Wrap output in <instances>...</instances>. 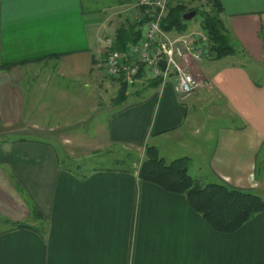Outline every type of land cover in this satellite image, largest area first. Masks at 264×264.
Returning <instances> with one entry per match:
<instances>
[{
    "label": "crops",
    "instance_id": "1",
    "mask_svg": "<svg viewBox=\"0 0 264 264\" xmlns=\"http://www.w3.org/2000/svg\"><path fill=\"white\" fill-rule=\"evenodd\" d=\"M219 1L235 53L188 59L195 91L181 99L171 79L135 81L94 123L59 129L33 112L85 85L111 90L116 81L99 65L104 39L136 26L135 0H0V214L29 225L0 230V264H264V211L221 233L184 195L139 179L134 160L85 172L114 144L137 158L152 145L166 162L187 156L200 185L264 196V80L247 69L264 68V0ZM224 110L238 123L223 124Z\"/></svg>",
    "mask_w": 264,
    "mask_h": 264
},
{
    "label": "trees",
    "instance_id": "2",
    "mask_svg": "<svg viewBox=\"0 0 264 264\" xmlns=\"http://www.w3.org/2000/svg\"><path fill=\"white\" fill-rule=\"evenodd\" d=\"M195 14L200 12L199 25L207 30L210 39L209 48L213 57L234 54L235 48L228 42L225 34V27L219 14L222 6L219 0H208V9L194 8ZM186 10L181 4L167 5L166 12L161 20L160 26L166 31H183L187 27L186 20L181 15ZM137 37L134 25L127 27L120 26L115 31L114 45L118 50H123L126 44L132 42ZM117 97L114 104H120L128 95L125 82L118 78ZM157 82V80H155ZM96 159L99 157L106 161L109 156L111 163L108 165L92 166L85 172L95 169H117L125 168L130 163L132 153L124 151L116 154L110 151H98ZM132 162V160H131ZM137 177L148 183L156 185L166 191L184 195L192 210L200 215L204 222L214 231L230 233L238 229L248 219L255 214L264 211V200L254 192L243 190L226 185L221 181L198 184L187 171L189 158L179 156L170 161H164L152 145H144L142 157L135 161ZM79 168V164L75 165ZM70 171H79L66 168ZM40 218V214L37 213ZM43 218V217H42ZM43 226L40 232L45 230L46 219L43 218ZM9 228L28 227L24 221H9Z\"/></svg>",
    "mask_w": 264,
    "mask_h": 264
},
{
    "label": "built area",
    "instance_id": "3",
    "mask_svg": "<svg viewBox=\"0 0 264 264\" xmlns=\"http://www.w3.org/2000/svg\"><path fill=\"white\" fill-rule=\"evenodd\" d=\"M139 9L134 31L137 37L123 50L112 46L113 38L105 37L107 49L99 58L105 75L122 78L126 89L135 81L157 80V84L172 80V89L179 98L190 95L199 85L189 69L188 59L210 58V39L204 31L175 33L161 28L167 1L135 0Z\"/></svg>",
    "mask_w": 264,
    "mask_h": 264
},
{
    "label": "rangeland",
    "instance_id": "4",
    "mask_svg": "<svg viewBox=\"0 0 264 264\" xmlns=\"http://www.w3.org/2000/svg\"><path fill=\"white\" fill-rule=\"evenodd\" d=\"M94 4L96 5L97 2L95 1ZM198 4L196 5V7ZM208 9V6H207ZM199 20H200V12L198 11L191 19L186 20L185 22L189 26H193L194 29H199ZM198 31V30H196ZM200 31H204L207 33L206 29H202ZM248 69V74L252 76V78H256L257 81H263L264 80V68L259 69L255 68L252 65H247ZM34 75V74H33ZM113 79V78H112ZM116 83H113L112 88L110 91H101L99 87H95L92 85L90 87H87L85 85L84 90H80L77 93H73L75 96L74 99L68 100L67 98L61 99V98H52L49 100L48 105L46 103L43 105V113L47 112L46 114L39 115L37 113H34L31 116V119H36L39 117L44 118L43 121L40 122L42 125H53V126H58L59 129L62 127H68L72 128L73 126L81 125L82 123H94L96 119H99L100 113H108L109 107L113 106V109L117 108L118 106L122 105L123 101L120 104H114V101L117 97V90H118V81L114 79ZM54 81H56L54 79ZM66 81V80H64ZM72 92H76L75 90H71ZM131 93V88L128 91V94ZM45 101V100H43ZM64 101V102H61ZM106 109V110H105ZM223 114L226 116L224 117L223 124L229 125V124H234L238 123V120L234 117L229 116L226 110H224ZM28 117V115H26ZM103 116V115H102ZM29 118V117H28ZM97 121V120H96ZM220 121V120H219ZM115 149L113 150V153L116 154L121 151L120 146L114 144ZM58 151L60 152V158L61 161L64 160L61 156V150L59 148ZM131 160L137 161V155L132 154L131 159L126 160V163H130ZM60 161V162H61ZM111 159L109 156H106V161L102 158L96 159L93 161H89L87 166H99V165H106L110 164ZM136 163V162H135ZM189 164V162H188ZM191 164L187 165V171L188 173L194 177V172L192 171V168L190 167ZM260 195V194H259ZM261 198L264 200V196L260 195ZM4 216L0 214V230L6 228L8 226V222L4 221Z\"/></svg>",
    "mask_w": 264,
    "mask_h": 264
},
{
    "label": "water",
    "instance_id": "5",
    "mask_svg": "<svg viewBox=\"0 0 264 264\" xmlns=\"http://www.w3.org/2000/svg\"><path fill=\"white\" fill-rule=\"evenodd\" d=\"M194 14H195L194 10L185 11L184 13H182L181 17L184 20H189L192 16H194Z\"/></svg>",
    "mask_w": 264,
    "mask_h": 264
}]
</instances>
